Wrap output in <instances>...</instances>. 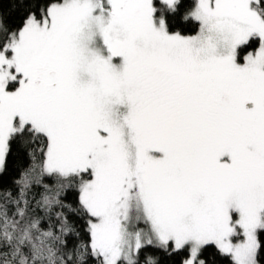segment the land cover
Returning <instances> with one entry per match:
<instances>
[{
    "label": "snow or ice",
    "instance_id": "obj_1",
    "mask_svg": "<svg viewBox=\"0 0 264 264\" xmlns=\"http://www.w3.org/2000/svg\"><path fill=\"white\" fill-rule=\"evenodd\" d=\"M217 257L264 264V0H0V264Z\"/></svg>",
    "mask_w": 264,
    "mask_h": 264
},
{
    "label": "trees",
    "instance_id": "obj_2",
    "mask_svg": "<svg viewBox=\"0 0 264 264\" xmlns=\"http://www.w3.org/2000/svg\"><path fill=\"white\" fill-rule=\"evenodd\" d=\"M172 23L176 26H179L182 31L185 32V34H194V30L196 28L195 24H185L181 25L179 23V17H176ZM20 161L15 157H9L8 159V164H9V173L14 175L15 174V169L18 166ZM7 179V177H6ZM178 259V258H177ZM216 264H228V261L224 258L217 257L216 259Z\"/></svg>",
    "mask_w": 264,
    "mask_h": 264
}]
</instances>
